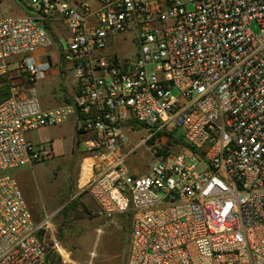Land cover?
<instances>
[{"label": "built area", "instance_id": "built-area-1", "mask_svg": "<svg viewBox=\"0 0 264 264\" xmlns=\"http://www.w3.org/2000/svg\"><path fill=\"white\" fill-rule=\"evenodd\" d=\"M23 4L0 19V264L60 251L46 238L56 214L36 221L14 174L53 155L27 134L67 121L81 191L106 218L131 213L125 264H264V0ZM120 37L133 59L110 52ZM52 67L69 93L45 110L35 83ZM139 149L142 176L124 167Z\"/></svg>", "mask_w": 264, "mask_h": 264}, {"label": "rangeland", "instance_id": "rangeland-1", "mask_svg": "<svg viewBox=\"0 0 264 264\" xmlns=\"http://www.w3.org/2000/svg\"><path fill=\"white\" fill-rule=\"evenodd\" d=\"M11 13L8 0H0V18ZM250 28L254 33L260 31L256 24H251ZM61 44L66 48L65 39ZM110 52L122 60L133 59L137 50L130 37H120L113 42ZM36 88L40 95L44 93L41 86L37 85ZM173 93L176 94L175 91ZM2 94L0 92V101L4 99ZM142 135L145 134H131L133 145ZM27 137L45 149L52 146L54 152L50 160L22 168L21 174L25 178L20 185L23 194L25 191L27 193L28 199H25L36 221L56 213L46 238L49 249L55 240L60 251L50 255L48 264H125L131 213L106 218L100 215L90 197L81 191L83 156L80 155L81 147H77V135L71 123L67 121L58 126L42 128L28 133ZM151 162L148 152L139 149L125 162L124 167L128 173L142 176L147 174ZM15 177L20 184L18 176Z\"/></svg>", "mask_w": 264, "mask_h": 264}, {"label": "crops", "instance_id": "crops-1", "mask_svg": "<svg viewBox=\"0 0 264 264\" xmlns=\"http://www.w3.org/2000/svg\"><path fill=\"white\" fill-rule=\"evenodd\" d=\"M8 5L10 6L12 13L10 15H6L4 17H7V16H25L28 14V10L25 8L23 2L22 3H16L14 0H8ZM4 17H1L0 19H2ZM36 61H37V63H44L46 61V58L43 54L38 53L36 55ZM65 77H66V74L60 68L52 67L47 72L46 77L43 80H40V81L35 83V88L37 85H39V86H41V88H43V91L45 93V94L41 93V95H40V93H39L40 91H38V89L36 88L43 109H45V110L54 109V108L59 107L62 104H64L62 94H63V92L69 93L68 78L67 77L65 78ZM43 94H44V96H42ZM42 98H43V100H42ZM70 123L73 126L71 121H70ZM27 139H28V137H27ZM73 144H74V142L72 143V147H73ZM72 152H73V149H71V153ZM15 175H17L19 180H20V184L18 182L19 186L22 185V181L24 180L25 177L23 176V174H21V169L17 170L15 172ZM20 188H21V186H20ZM25 192L23 194L24 199H25V197H26V199H28L27 193H25ZM26 199H25V202L27 204ZM51 214H56V213H51ZM51 214H48V215H51ZM46 216L47 215H45V217ZM116 216H122V215H116Z\"/></svg>", "mask_w": 264, "mask_h": 264}, {"label": "trees", "instance_id": "trees-1", "mask_svg": "<svg viewBox=\"0 0 264 264\" xmlns=\"http://www.w3.org/2000/svg\"><path fill=\"white\" fill-rule=\"evenodd\" d=\"M0 92L3 93V94H2V95H3L2 99H3V98H4V99L0 101V102H2V101H4L5 99L8 98V96H9V92H8L7 88H5V87H4L2 90H0ZM7 95H8V96H7Z\"/></svg>", "mask_w": 264, "mask_h": 264}]
</instances>
